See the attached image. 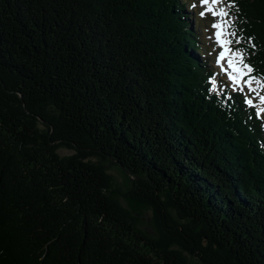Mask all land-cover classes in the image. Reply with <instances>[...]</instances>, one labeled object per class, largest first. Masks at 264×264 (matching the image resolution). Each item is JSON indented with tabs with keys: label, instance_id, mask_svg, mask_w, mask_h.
Instances as JSON below:
<instances>
[{
	"label": "trees",
	"instance_id": "16d2710c",
	"mask_svg": "<svg viewBox=\"0 0 264 264\" xmlns=\"http://www.w3.org/2000/svg\"><path fill=\"white\" fill-rule=\"evenodd\" d=\"M187 1L0 0V264H264L263 119ZM229 1L264 77V0Z\"/></svg>",
	"mask_w": 264,
	"mask_h": 264
},
{
	"label": "rangeland",
	"instance_id": "374dc122",
	"mask_svg": "<svg viewBox=\"0 0 264 264\" xmlns=\"http://www.w3.org/2000/svg\"><path fill=\"white\" fill-rule=\"evenodd\" d=\"M187 4L189 5L188 6L189 10H188V8H186V11L189 12V14H190L189 17L191 18V21H192L191 28L198 30V33L201 37V41L203 43L204 49L208 50L210 52V56H214V59L216 57V60H217L218 54H217V52H215V49H216V47H218V45L216 44V41L214 39L215 28H213V25L216 24V19L210 18L209 15L205 13V9H200V7H201L200 0H190V1H187ZM227 9H228V5H227ZM201 13H204V15L202 16ZM201 18L206 19V20L201 22ZM232 20L233 19L231 18V19H228L227 21H228V24L230 25V37L233 40V41H231V43L234 46L237 43L236 42L237 36L235 34L234 27L232 25ZM237 50L235 49V51H234V54H233L234 57H237L235 55V52ZM238 51L242 55L240 57H237V60H239L240 63H242V61L244 62L243 53L240 50H238ZM195 53L197 54L198 52L195 51ZM245 65L246 64L244 62L242 68L244 69L245 72L250 73V72H248V69L245 67ZM248 80H249V78H248ZM250 80H253L255 82H257V81L259 82L257 84V88L254 91L256 101L253 102V104L256 105L260 109H264V101H262V99H261L262 96H261V98H258L259 91L264 86V83L262 82V79L260 80V78H256L253 76L250 77ZM239 88H241L243 90H247L246 87H239ZM261 113L264 114V112H261ZM61 151H62V153H69L70 152V150H68V149L67 150L63 149ZM110 171L115 176L116 181L119 183V185L122 186V189L124 190V187H126L125 183L128 182L127 177L123 174V172L120 170V168L118 166L111 167ZM137 218H138V220H137L138 226L140 228L144 229L145 231L149 232L152 235H157V230H156V227L154 225V222L151 220V213L150 212H145L143 214H140V216H137Z\"/></svg>",
	"mask_w": 264,
	"mask_h": 264
},
{
	"label": "snow or ice",
	"instance_id": "6c2138e0",
	"mask_svg": "<svg viewBox=\"0 0 264 264\" xmlns=\"http://www.w3.org/2000/svg\"><path fill=\"white\" fill-rule=\"evenodd\" d=\"M204 2L207 3L208 0H204ZM213 14L215 15V13H213ZM201 15L203 16L204 13H201ZM220 27H221L220 24H214V25H213V28H216V29H219ZM216 40H217V42H218L222 47H223L225 44H230V43H231V41H224V40H221V32H220V31H217V32H216ZM232 51H233V50L230 49V48H225V50L222 51V52L220 53L219 57H218V63L220 62V60L224 59L226 52H227V53H232ZM235 55H236L237 57H240L242 54L237 50V51L235 52ZM228 65H229V67L235 68V62H234V60L231 59V58H229V59H228ZM245 67L248 69V72H251V71H252V69H251L250 66L245 65ZM235 71L239 72V71H241V70H240L239 68H235ZM244 74L246 75L247 73H244ZM229 78H230L233 82H237V79H238L236 76H233L232 74H229ZM261 99H262V101H264V97H262ZM245 103H246L247 105H249V106H253V107H254V105L252 104V101H251L250 99H246V100H245ZM261 112H264V109H258V110H257V116H258V117L260 116V113H261Z\"/></svg>",
	"mask_w": 264,
	"mask_h": 264
},
{
	"label": "bare ground",
	"instance_id": "6f19581e",
	"mask_svg": "<svg viewBox=\"0 0 264 264\" xmlns=\"http://www.w3.org/2000/svg\"><path fill=\"white\" fill-rule=\"evenodd\" d=\"M223 20H224V18L222 19V20H220V24H223ZM215 21V20H214ZM229 38V37H228ZM240 62V61H239ZM228 63V62H227ZM235 68H239V67H235ZM234 68V69H235ZM241 71H239V72H237L238 73V76H237V78H238V80H240L241 78H242V74H243V71H242V69L241 68H239ZM252 83V82H251Z\"/></svg>",
	"mask_w": 264,
	"mask_h": 264
}]
</instances>
